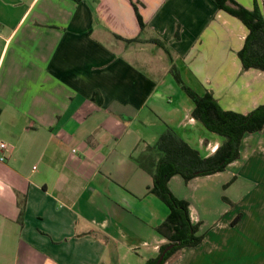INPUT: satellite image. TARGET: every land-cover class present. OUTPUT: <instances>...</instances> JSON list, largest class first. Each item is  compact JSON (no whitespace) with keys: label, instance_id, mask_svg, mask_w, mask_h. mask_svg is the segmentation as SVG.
Wrapping results in <instances>:
<instances>
[{"label":"crops","instance_id":"1","mask_svg":"<svg viewBox=\"0 0 264 264\" xmlns=\"http://www.w3.org/2000/svg\"><path fill=\"white\" fill-rule=\"evenodd\" d=\"M233 1L249 10L257 2L264 17V0ZM247 33L211 0H0V264L156 257L167 243L156 228L169 210L132 156L168 128L204 157L222 142L192 117L172 64L225 110L264 104V73L243 71L238 58ZM115 35L160 40L170 56ZM227 170L230 188H248L247 179L264 187V131L245 137ZM215 176L171 179L204 239L166 264H264V226L254 223L264 222V194L254 186L222 231H204L208 209L195 184Z\"/></svg>","mask_w":264,"mask_h":264},{"label":"trees","instance_id":"2","mask_svg":"<svg viewBox=\"0 0 264 264\" xmlns=\"http://www.w3.org/2000/svg\"><path fill=\"white\" fill-rule=\"evenodd\" d=\"M215 6L237 18L246 27L248 33L243 48L238 53L243 71L258 70L264 73V17L257 4L249 10L233 0H211ZM142 29L145 26L141 25ZM117 40L127 44L152 43L170 52L160 40L144 41L141 38L126 40L116 36ZM173 63V60L170 59ZM170 72L179 87L194 104L192 117L204 128L222 139L216 152L210 157L189 145L179 134L168 128L154 145L145 144L132 160L153 179L151 193L157 196L168 208L167 219L156 228L159 235L167 240L160 247L156 257L146 264H166L178 251L195 248L202 243L204 235L200 234L201 223H194L190 215V202L179 199L170 190L169 183L174 176H181L189 183L199 177L213 176L226 171L228 166L241 159L242 142L247 135L264 131V104L243 114L225 110L214 95L206 92L200 95L183 81L180 70L172 64ZM24 210H21V218ZM20 223H22L20 221ZM172 249L162 262H158L167 247Z\"/></svg>","mask_w":264,"mask_h":264},{"label":"rangeland","instance_id":"3","mask_svg":"<svg viewBox=\"0 0 264 264\" xmlns=\"http://www.w3.org/2000/svg\"><path fill=\"white\" fill-rule=\"evenodd\" d=\"M227 169L213 179L210 178L209 180L195 184V186L199 185V198L205 199V208L208 209H204L206 211L203 216L205 218L203 223L204 231H222L218 227L224 223L226 225L227 221L232 218L231 216L235 217V215H232L234 208L237 206L240 208L241 201L247 197V192L251 186H254V184L250 183L252 179H247L246 185L248 188L242 186L240 188L239 186L230 188L231 185L229 184L230 182L234 183V179H232V175ZM243 178L245 179V175ZM260 179H264V172H262ZM204 188H206V192L205 195H202ZM207 191L210 193L209 195ZM252 191L262 192L264 194V187L254 186ZM191 194L194 195V191ZM254 223L263 224L264 226L262 218L256 219Z\"/></svg>","mask_w":264,"mask_h":264},{"label":"water","instance_id":"4","mask_svg":"<svg viewBox=\"0 0 264 264\" xmlns=\"http://www.w3.org/2000/svg\"><path fill=\"white\" fill-rule=\"evenodd\" d=\"M172 249V246H169L166 248V250L162 253L160 259H159V263L162 262V260L164 259V257L166 256V254Z\"/></svg>","mask_w":264,"mask_h":264},{"label":"built area","instance_id":"5","mask_svg":"<svg viewBox=\"0 0 264 264\" xmlns=\"http://www.w3.org/2000/svg\"><path fill=\"white\" fill-rule=\"evenodd\" d=\"M6 148H7V145H6L5 143H0V149H1V150H5ZM4 160H5V157L2 156V157L0 158V161L3 162ZM191 219H192V218H191ZM192 221L195 223V220H194V219H193Z\"/></svg>","mask_w":264,"mask_h":264}]
</instances>
